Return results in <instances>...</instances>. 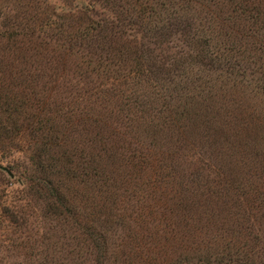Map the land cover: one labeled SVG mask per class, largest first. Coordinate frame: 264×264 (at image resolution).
Returning <instances> with one entry per match:
<instances>
[{"label": "trees", "instance_id": "obj_1", "mask_svg": "<svg viewBox=\"0 0 264 264\" xmlns=\"http://www.w3.org/2000/svg\"><path fill=\"white\" fill-rule=\"evenodd\" d=\"M1 1L0 147L7 149L0 153L31 154V174L19 185L30 184L31 195L43 206L42 216L62 230L65 227L69 244L74 242L66 254L69 260L73 264H251L252 244H237L235 238L226 241L217 232L211 238L206 235L209 225L213 227L209 219L186 217L198 189L193 194L177 183L163 161L168 157L162 147L154 141L141 142L134 138L135 130L103 119V106L97 110L88 98L104 86L102 80L111 86L130 79L136 87L125 98L127 109L155 112L151 105L163 93L148 92L146 86H177L189 75L183 60L165 69L144 42L159 45L189 37L198 51L194 90L205 97L189 96L185 106L199 99L211 104L215 91L222 99L235 91L244 95L249 91L264 101V0H96L90 8L82 4L71 12H58L48 0L43 7L39 0ZM11 2L21 4L19 14H11L13 7L7 11ZM99 5L113 18H100L104 11L96 13ZM193 11L194 16L185 18ZM35 56L45 58L44 66L37 63L40 71L27 67L36 62ZM125 66L130 71L122 73ZM205 72L212 73L206 75L212 79L201 77ZM106 95L117 96L112 91ZM166 111L164 103L155 115ZM185 114L165 118L167 127L180 130L181 120L189 118ZM233 120L236 134L242 135L254 121L264 124V113L254 109L249 115L247 108H241ZM8 159L0 157V170L7 169L12 179L15 164ZM229 188H233L230 183L222 187ZM234 190L244 201L240 188ZM2 206L0 217L12 218ZM189 221L193 228L189 229ZM210 241L216 246L213 252ZM254 241L264 251V240L253 237ZM32 256L36 264H49L48 256Z\"/></svg>", "mask_w": 264, "mask_h": 264}, {"label": "rangeland", "instance_id": "obj_2", "mask_svg": "<svg viewBox=\"0 0 264 264\" xmlns=\"http://www.w3.org/2000/svg\"><path fill=\"white\" fill-rule=\"evenodd\" d=\"M93 1L96 0H48V4L55 7L58 12L61 10L71 12L82 4L90 8ZM43 2L45 0H39L41 7L45 6ZM7 6L9 7L7 11L12 10V7L15 9L11 14H19V10L23 9L20 7L21 4L18 6L13 2ZM191 7L194 8V3ZM95 11L100 15L104 9L99 5ZM200 12H203V9ZM33 13L36 11L32 12V15ZM103 15L100 18H113V15L106 10ZM192 15L194 16V11L185 15V18H191ZM144 45L148 46L146 49L153 52L167 70L177 60H183L182 62L186 64L184 68L189 79L185 77L179 79V85L176 81L177 86L167 84L162 89L146 86L148 92L163 93V98L154 102L150 109H156L157 112L165 103L168 105V112L156 116L155 112L139 113L136 108L127 109L125 98L128 99L136 87L134 81L130 79L120 80L119 84L113 83L111 86L107 84L108 81L102 80L104 86L88 99L97 104H95L97 110L103 106L104 111L101 114L102 117L104 116L103 119L110 118L119 126L125 125L135 130L134 138L140 139L141 142L154 141L157 146L162 147L161 152L168 157L163 161L174 172L173 176L177 183L185 184L188 190H193V194L198 193L195 195L197 201L191 199L189 206L192 210L188 211L186 217L209 219L213 227L209 225L211 231L206 235L211 238L219 233L226 241L235 238L239 241L237 244H252L251 264H264L262 244L258 247L255 241L254 244L252 242L253 237L264 240V124L254 121L249 131L237 135L234 129L236 123L233 120L241 108H247L249 115L254 109L258 114L264 113L263 97L249 91L248 93L244 91L245 95L235 91L237 93L230 95L231 97L222 99L217 97L215 91L212 92L215 97L206 96L210 98L211 104L199 99L197 103L189 100L191 104L185 106L189 96L198 93L205 97V93H200L198 89L194 90V72H197L194 71V56L198 52L194 49V42L189 37H176L159 45L145 40ZM34 59L36 62H32L27 67L30 70L40 71L42 68L37 67L39 66L37 63L44 66L45 58L35 56ZM190 62L193 64L190 65ZM128 69L130 71V68L125 66L122 73ZM208 74L212 75L205 72L201 77L212 79L213 75L206 76ZM219 75L218 73V77H221ZM181 87L185 89L182 90ZM111 91L117 96L110 98L106 95ZM185 111L188 113L185 114L186 117H191V120L188 121L189 118L181 120L180 127H184L180 130L167 127L168 121L165 118L175 114L179 116ZM0 148V150L7 149V147ZM3 152L0 153V157H8V160L15 164L16 176L10 179L7 172L0 170V204L12 213V218L4 215L0 217V264H36L35 259L32 258L36 253L48 256L49 264L51 261L53 264H73L66 254L74 242L69 244L72 240H67V233L63 231L65 227H62V230L54 222L42 216L43 206L31 195L30 184L19 185L31 174L32 166L29 159L31 154L10 150L1 155ZM146 173L148 176L151 175L149 170ZM228 183L232 184V190L222 189ZM234 188H240V192L245 194L244 201ZM196 189L198 191L194 193ZM213 191L215 194L212 193ZM141 194L140 190L139 195ZM189 224L191 225L189 229L194 227L192 221H189ZM198 227L200 228V225ZM203 231L205 233V230ZM210 242L213 252L216 246L213 245L214 241ZM221 243L219 241V244ZM206 249L207 247L204 248Z\"/></svg>", "mask_w": 264, "mask_h": 264}, {"label": "water", "instance_id": "obj_3", "mask_svg": "<svg viewBox=\"0 0 264 264\" xmlns=\"http://www.w3.org/2000/svg\"><path fill=\"white\" fill-rule=\"evenodd\" d=\"M5 171L8 173V175L12 176V175L10 174V172H9L7 169H5Z\"/></svg>", "mask_w": 264, "mask_h": 264}]
</instances>
